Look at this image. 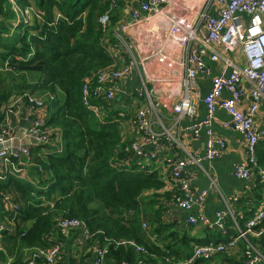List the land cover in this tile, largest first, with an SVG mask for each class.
Returning a JSON list of instances; mask_svg holds the SVG:
<instances>
[{"label": "trees", "instance_id": "1", "mask_svg": "<svg viewBox=\"0 0 264 264\" xmlns=\"http://www.w3.org/2000/svg\"><path fill=\"white\" fill-rule=\"evenodd\" d=\"M129 1L130 5L136 0ZM112 3L16 0L15 7L0 0V127L5 123V110L19 98L25 103L28 96L48 100L46 106L43 103L42 127L47 128L48 142L31 145L28 155H11L10 163L0 165V226H4L0 264H25L27 253L31 256L37 248L62 246L65 237L58 224L65 219L81 220L90 230L84 250L87 258L95 259L105 250L104 264H179L174 249L183 242L161 218L166 181L158 171L139 170L140 160L134 156L132 140L123 137L112 100L92 96L98 111L83 103L85 81L117 67L125 52L114 31L126 0H118L110 25L100 21ZM27 11L29 19L24 14ZM257 160L264 169V151L258 145ZM19 168L25 171L22 178L15 171ZM257 181L258 210L264 197L263 185ZM240 213L235 214L238 223ZM225 227L234 232L233 220L227 218ZM209 228V235L222 234ZM74 231L80 230L70 232ZM253 235L240 241L242 261L226 264H245L256 242L264 252V220ZM209 239L207 244H213L214 237Z\"/></svg>", "mask_w": 264, "mask_h": 264}, {"label": "built area", "instance_id": "2", "mask_svg": "<svg viewBox=\"0 0 264 264\" xmlns=\"http://www.w3.org/2000/svg\"><path fill=\"white\" fill-rule=\"evenodd\" d=\"M16 7V0H7ZM110 9L101 17V24L108 26L111 24L112 11L119 8L118 0H112ZM139 9H133L130 18L117 24L115 37L119 40L123 49L128 53L129 59L126 63L102 70L94 80L87 79L82 87V99L84 105L90 110L98 111L91 103V97H104L107 100H114L121 84L128 79L138 67V63L132 53V48L128 44L125 32L132 28L144 24L157 18L169 19L172 23L167 43L185 48V76L182 79L184 86V96L182 100L173 108L178 121L188 118L192 126L188 129L193 137H199L204 130L208 137L206 143L205 156L192 154L186 147L179 143L176 131L167 129L163 125L162 119H156L158 105L149 84L141 82L137 94L141 98H146V103L137 108L134 113V126L141 140L132 143L134 156L141 160H157L160 156L163 144L169 147H179L184 156L171 163L170 181L178 189L175 196V204L178 208L191 211L194 206L203 207L208 196L207 191L195 193L191 189V176L188 168L195 167L204 171L210 180V187H216L214 179L210 173L203 169L204 162H213L219 158L226 149V142L222 138L213 136L211 130L212 118L218 110L225 111L230 116V121L225 124L227 129L241 133L246 140L247 158L243 164L236 166L234 176L240 180H251L258 175L263 185L264 197V169L258 166L257 145L264 137L256 125V117L261 102L264 100V0H191L190 4L181 3V0H138ZM184 11V15L166 16V10ZM29 19V12L24 13ZM202 33V37H200ZM197 43L200 46H196ZM212 46L220 48V52L212 49ZM236 50H241L246 64L242 67L236 66L229 58L228 54ZM211 51V61L219 62L223 65L220 73L212 76L210 69L205 64L202 55ZM211 78L210 93L204 98L208 115L206 119L198 121L196 119V107L191 101L192 92L197 93L190 85L197 76ZM249 83L251 102L248 108H241V97L243 96L242 86ZM230 95L229 99H223V93ZM28 103L22 102L21 98L16 100L11 107L5 110V123L0 127V145L12 144L16 139V133L11 127L13 116H18L16 108L20 103L28 105L31 112L39 111L38 115L30 118L26 117L25 122L27 138H34L39 144L48 142V137L44 134L47 128L45 124V114L43 102L36 96L26 97ZM30 105V106H29ZM4 112V111H3ZM156 127H159L158 130ZM29 146L20 139L17 152L21 155H28ZM11 155H15L12 148L0 151V165L10 163ZM17 156V155H16ZM18 177H23L25 171L15 170ZM258 172V173H257ZM12 208V205H8ZM231 218L237 229L235 239L226 242L205 244L196 246L193 255L185 264H192L200 259H210L215 254L223 253L236 246L239 240L247 238L250 232L254 233V228L264 220V198L261 207L256 214L245 222L241 227L236 220V215L231 211L217 213L216 222L209 226L208 220L201 216L199 218L189 217L187 222L190 226L205 224L210 228H216L223 233L226 232L225 222ZM146 226L144 225V228ZM59 231L66 235L70 231L80 230L81 235L86 239L91 237V232L85 222L77 219H65L59 221ZM4 226H0V231ZM261 235V233H257ZM248 253V260L245 264H256L264 260V252L251 246ZM137 251H142L136 247ZM62 252L61 245H54L50 248H37L32 251L31 256L25 264H58L59 255ZM105 250L100 251L92 264H104Z\"/></svg>", "mask_w": 264, "mask_h": 264}, {"label": "crops", "instance_id": "3", "mask_svg": "<svg viewBox=\"0 0 264 264\" xmlns=\"http://www.w3.org/2000/svg\"><path fill=\"white\" fill-rule=\"evenodd\" d=\"M191 2V0H181V3L185 4H190ZM129 3L130 1L126 0L125 7L121 10L122 17L119 24L130 18V13L133 9H139L138 0L130 5ZM184 14V11L166 10V16L174 17L173 15L181 16ZM171 27V21L162 17L140 24L125 32L124 35L132 48V53L138 63V67L134 70L133 74L121 84L120 90L115 99L111 102L113 105L111 109L117 112L116 118L121 125L125 141L132 140V143L140 141L141 138L134 126V113L137 108L143 106L147 101L146 98L139 97L137 91L140 88L141 82H148L149 88L158 105V116L155 118L157 119L159 117L162 119L165 128L176 131L179 143L186 147L190 153L204 157L208 140L206 132L203 130L199 137H193L188 131L192 126L191 121L188 118H182L178 121L173 111L174 106L178 104L184 96L182 79L185 76V48L174 45L173 42L167 43ZM202 36V33H200V37ZM196 46L198 47L200 44L197 43ZM212 49L220 52V48L218 47L212 46ZM211 54V51H207L206 54L202 55V58L210 69L212 76H215L222 71L223 65L219 62L211 61ZM228 56L236 66L242 67L246 64L241 50H236L228 54ZM128 59V53L125 51L123 56L120 57L118 66L126 63ZM191 84L190 86L197 92H192L191 101L196 107V119L198 122L206 119L208 115L203 100L210 93L212 87L211 78L199 75ZM242 89L244 91L241 97V108L246 110L251 102V86L249 83H244ZM222 97L226 100L230 98V95L225 92ZM23 104L24 103H21V106ZM21 109L23 111V113L20 111L21 116H24V113L28 110H26L25 106H22ZM44 111L45 110L41 112ZM36 114L39 113L32 112V115L37 116ZM229 121L230 116L223 110H218L214 114L211 127L212 134L216 138L225 140L226 149L223 154L213 162L203 163V169L210 173L216 183V187H210V180L204 171L202 172L195 167L188 168V172L191 176L190 183L192 191L195 193H200L202 191L208 192L203 207L194 206L191 211H185L178 208L175 204V196L178 189L175 184H172L170 181L171 165H168L167 162L170 160V162L173 163L183 158L184 153L180 146L169 147L163 144L158 158L159 161L154 164V167H150L140 161H138V163L136 162L139 165L138 168L140 171L146 173L158 171L166 181V187L164 189L165 195L161 198V207L164 209L161 213V218L173 227V230L177 232L178 237L183 242V244L177 245L174 249L177 253L176 258H178L179 264H185L189 261L191 258L189 260L188 258L192 255L191 252L194 246L207 244L208 240H211L209 238L214 237V244V242L231 241L237 236L236 227L234 232L226 231L224 233L221 232L222 234H217V236L209 235L207 232V228L209 227L205 224L190 226L187 222L189 217L199 218L203 216L208 220L207 225L211 226L217 220V213L231 211L235 215L241 212V221L237 223L239 225H245V222L253 217V213L251 214V212H256L257 210L258 204L256 197L259 194V182L257 179L240 180L234 176L236 166L246 161V140L241 133L225 127V124ZM256 125L258 129L264 133V100L259 107ZM11 127L17 135L22 130H26L28 124L24 121L23 117L13 116ZM156 128L160 130L159 127ZM258 150L264 151V137L258 143ZM144 225L146 226L145 228ZM143 228L145 230L148 229V224L146 222L143 224ZM253 234V232H250L248 236L253 238ZM64 237L65 240L62 245V253L58 258L59 264L93 263L94 258L86 257L88 252L85 253L84 250L85 241L87 239L81 235L80 231L69 232L64 235ZM151 237L153 240L163 245V242L155 234H152ZM240 241L241 240L237 242L234 248L217 254L207 259L206 262L202 264L240 263L244 253L243 244ZM187 243L189 246H186ZM256 244L257 246L260 245L259 242H256ZM257 246L256 248H260L261 245L259 247ZM29 257L27 253L25 261H27ZM36 264L44 263L38 262ZM256 264H264V260Z\"/></svg>", "mask_w": 264, "mask_h": 264}, {"label": "water", "instance_id": "4", "mask_svg": "<svg viewBox=\"0 0 264 264\" xmlns=\"http://www.w3.org/2000/svg\"><path fill=\"white\" fill-rule=\"evenodd\" d=\"M27 133V130H22L19 134H17L16 139L13 141L12 144L10 143H6L4 145H0V151L3 149H9L12 148V151L15 155L17 156H21V154L19 152H17V148L19 146V141L20 139H22L26 145H38V141L34 138H27L25 135Z\"/></svg>", "mask_w": 264, "mask_h": 264}, {"label": "rangeland", "instance_id": "5", "mask_svg": "<svg viewBox=\"0 0 264 264\" xmlns=\"http://www.w3.org/2000/svg\"><path fill=\"white\" fill-rule=\"evenodd\" d=\"M30 18H31V16H30ZM36 97H37V99L41 100L45 104V106H46V104L48 102V100H47L46 97H44V96H38V95ZM22 106H25L26 110H28L27 112L24 113V116H21V113H20V111L23 113V111L21 109ZM22 106H18V108H16V110H17L18 116L19 117H23V119L25 121L26 120V117L30 116V118H31L32 112L29 109V107H28L27 104L24 103ZM158 161H159V159L158 160H154V161L153 160H141L142 163H145V164L149 165L150 167H154V164L156 162H158Z\"/></svg>", "mask_w": 264, "mask_h": 264}]
</instances>
